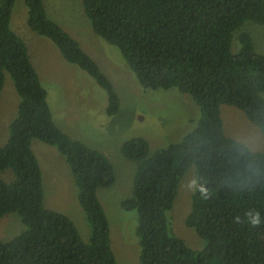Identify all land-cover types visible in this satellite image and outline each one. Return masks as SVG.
I'll list each match as a JSON object with an SVG mask.
<instances>
[{
	"label": "trees",
	"instance_id": "trees-1",
	"mask_svg": "<svg viewBox=\"0 0 264 264\" xmlns=\"http://www.w3.org/2000/svg\"><path fill=\"white\" fill-rule=\"evenodd\" d=\"M17 1L0 0V102L7 77L19 96L9 138L0 146V220L17 214L24 229L9 241L0 239V264H120L99 198L100 190L116 184L113 163L56 124L27 44L12 28ZM24 4L28 27L86 72L107 95L106 113L116 115L120 98L99 64L49 17L45 0ZM82 4L95 34L120 50L142 89H175L198 107L192 130L179 142L154 152L143 138L122 146L123 156L136 162L132 195L122 208L137 214L139 264H264V150L227 136L221 116L223 105L235 106L264 137V53L245 31L233 50L234 36L246 22L264 27V0ZM35 139L65 159L90 227L89 242L70 217L45 206ZM191 167L196 187L186 223L205 242L200 250L175 235L172 224L179 187ZM257 214L259 225L253 227Z\"/></svg>",
	"mask_w": 264,
	"mask_h": 264
},
{
	"label": "rangeland",
	"instance_id": "rangeland-1",
	"mask_svg": "<svg viewBox=\"0 0 264 264\" xmlns=\"http://www.w3.org/2000/svg\"><path fill=\"white\" fill-rule=\"evenodd\" d=\"M45 4L49 17L80 42L114 84L120 98V110L116 115L106 113L105 91L86 72L68 63L52 42L28 27L24 0L16 3L12 28L27 44L31 60L48 91L56 124L71 138L104 153L113 163L116 184L99 191L110 221L111 245L120 264H139L137 214L122 208V202L132 195L136 162L123 156L122 146L131 139L143 138L154 152L179 142L192 130V121L199 117L198 107L175 89H142L120 50L95 34L82 0H45ZM243 31L252 35L256 51L264 53V27L251 21L235 34L233 50H238V36ZM18 105L19 96L7 77L0 102V146L9 138V124L17 114ZM221 112L227 136L253 151L264 150L262 132L241 110L223 105ZM32 148L43 171L45 206L70 217L83 240L89 242L90 227L78 203L77 189L65 159L54 147L37 139L33 140ZM195 173V168L191 167L182 180L171 214L175 235L191 249L200 250L205 242L186 223L196 187ZM4 177L10 179L8 175ZM23 229L19 216L9 214L0 220V239L9 241Z\"/></svg>",
	"mask_w": 264,
	"mask_h": 264
},
{
	"label": "clouds",
	"instance_id": "clouds-1",
	"mask_svg": "<svg viewBox=\"0 0 264 264\" xmlns=\"http://www.w3.org/2000/svg\"><path fill=\"white\" fill-rule=\"evenodd\" d=\"M201 191L206 192V189L202 188ZM237 219L239 220V218ZM257 225H259L258 214H257V218L253 221V227H256Z\"/></svg>",
	"mask_w": 264,
	"mask_h": 264
}]
</instances>
